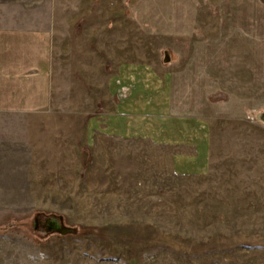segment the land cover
I'll return each instance as SVG.
<instances>
[{"label": "rangeland", "instance_id": "1", "mask_svg": "<svg viewBox=\"0 0 264 264\" xmlns=\"http://www.w3.org/2000/svg\"><path fill=\"white\" fill-rule=\"evenodd\" d=\"M61 10L51 109L0 116V264H264V0Z\"/></svg>", "mask_w": 264, "mask_h": 264}, {"label": "crops", "instance_id": "2", "mask_svg": "<svg viewBox=\"0 0 264 264\" xmlns=\"http://www.w3.org/2000/svg\"><path fill=\"white\" fill-rule=\"evenodd\" d=\"M102 12L97 21L91 9L84 14L79 11L74 25H80L84 17L83 32L92 35V27L103 26ZM61 28V0H0V116L49 112ZM78 32L81 29L75 30ZM91 44L90 36L84 49H92ZM78 48L83 49L81 43ZM97 49H103V43ZM85 62L96 67V72H101L104 66L102 59L98 61L90 56ZM138 66H124L118 81H128L124 76L128 72L133 76L129 80H140L136 76L145 73ZM10 126L11 123L0 122V173H21L22 169L26 172L30 170L27 164L21 167L12 163L20 160V151L16 148L28 146V139L24 143L14 139Z\"/></svg>", "mask_w": 264, "mask_h": 264}]
</instances>
